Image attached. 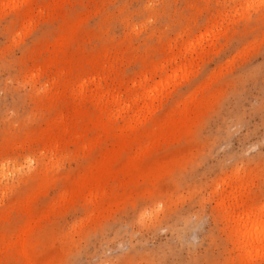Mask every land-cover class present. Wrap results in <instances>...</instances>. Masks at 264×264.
Here are the masks:
<instances>
[{
  "label": "rangeland",
  "instance_id": "obj_1",
  "mask_svg": "<svg viewBox=\"0 0 264 264\" xmlns=\"http://www.w3.org/2000/svg\"><path fill=\"white\" fill-rule=\"evenodd\" d=\"M263 222L264 0H0V264H264Z\"/></svg>",
  "mask_w": 264,
  "mask_h": 264
},
{
  "label": "bare ground",
  "instance_id": "obj_2",
  "mask_svg": "<svg viewBox=\"0 0 264 264\" xmlns=\"http://www.w3.org/2000/svg\"><path fill=\"white\" fill-rule=\"evenodd\" d=\"M252 215H253V214H252ZM250 216H251V214H250ZM250 216H248V218H247L249 222H248V221H246V222L250 223L251 220L253 221V222L251 221V223H250V224L253 225V226H251V228H249V227H248V228L250 229L251 232H255V231H256V228H255L256 224H254V223L256 222V220L254 219V220H255V221H254V220L251 218L252 216H251V217H250ZM253 216H254V215H253ZM249 218H251V219L249 220ZM242 220H243V219H241V220L239 221L240 224H238V225H240V226H239L240 230H241V226L244 225V223H245V222L243 221L244 223L242 224V223H241ZM239 222H238V223H239ZM260 222H261V220H260ZM263 223H264V222H263ZM257 224H258V222H257ZM261 224H262V223H261ZM248 225H249V224H248ZM248 225L245 224V226H248ZM238 230H239V229H238ZM258 239H259L262 243H264V237L256 238L255 241H257Z\"/></svg>",
  "mask_w": 264,
  "mask_h": 264
}]
</instances>
